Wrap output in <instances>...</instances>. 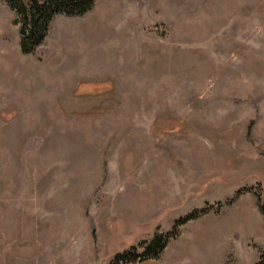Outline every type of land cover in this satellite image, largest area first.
<instances>
[{"label":"rangeland","instance_id":"obj_1","mask_svg":"<svg viewBox=\"0 0 264 264\" xmlns=\"http://www.w3.org/2000/svg\"><path fill=\"white\" fill-rule=\"evenodd\" d=\"M15 18L0 0V264H111L150 240L131 244L114 213L123 174L176 176L177 218L208 207L196 220L255 224L264 0H96L30 55Z\"/></svg>","mask_w":264,"mask_h":264},{"label":"crops","instance_id":"obj_2","mask_svg":"<svg viewBox=\"0 0 264 264\" xmlns=\"http://www.w3.org/2000/svg\"><path fill=\"white\" fill-rule=\"evenodd\" d=\"M87 33L83 35L88 42L95 41L91 30ZM76 47L80 51L97 50L92 45ZM54 83L59 90L61 86L65 90V78L58 77ZM117 180L120 184L114 186L113 194L121 197V204L114 213L131 229L128 233L133 238L131 244L142 236L152 235L157 226L164 228L166 217H170V221L177 218L171 215L173 209L180 206L175 199L178 185L172 183L177 180L176 176L143 172L123 174ZM260 215L252 225L248 218L239 216L233 220L190 221L182 227L179 238L166 246L159 259L142 264H225L228 255L232 256L233 264H255L260 252L264 253V216Z\"/></svg>","mask_w":264,"mask_h":264},{"label":"trees","instance_id":"obj_3","mask_svg":"<svg viewBox=\"0 0 264 264\" xmlns=\"http://www.w3.org/2000/svg\"><path fill=\"white\" fill-rule=\"evenodd\" d=\"M15 13L14 23L19 25V47L24 55L35 52L49 35L53 19L58 15L82 16L89 12L96 0H2ZM241 195L237 193V197ZM236 197V198H237ZM258 208L264 216V195L256 196ZM232 201H228L227 205ZM209 208L194 209L187 215L177 218L168 232H163L160 227L155 229L150 240H144L137 246H130L121 253L114 255L111 264L136 263L160 258L167 244L176 239L180 234V228L207 214ZM141 247L142 252L137 248ZM264 264V253L260 252L257 263Z\"/></svg>","mask_w":264,"mask_h":264},{"label":"bare ground","instance_id":"obj_4","mask_svg":"<svg viewBox=\"0 0 264 264\" xmlns=\"http://www.w3.org/2000/svg\"><path fill=\"white\" fill-rule=\"evenodd\" d=\"M1 71V70H0ZM3 74V73H2ZM1 73H0V79H1V76H3Z\"/></svg>","mask_w":264,"mask_h":264}]
</instances>
